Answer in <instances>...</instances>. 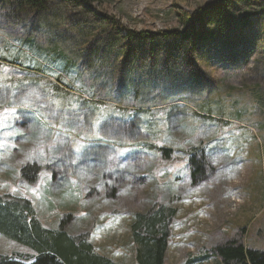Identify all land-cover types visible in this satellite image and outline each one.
<instances>
[{"label": "rangeland", "instance_id": "1", "mask_svg": "<svg viewBox=\"0 0 264 264\" xmlns=\"http://www.w3.org/2000/svg\"><path fill=\"white\" fill-rule=\"evenodd\" d=\"M216 1L45 0L28 15L0 0V57L23 67L0 64V196L31 201L48 230L90 234L115 264H134L131 225L158 202L176 211L167 264H220L213 250L231 240L264 251V24L207 52L192 35ZM204 100L231 119L196 113ZM13 254L32 252L0 235Z\"/></svg>", "mask_w": 264, "mask_h": 264}, {"label": "trees", "instance_id": "2", "mask_svg": "<svg viewBox=\"0 0 264 264\" xmlns=\"http://www.w3.org/2000/svg\"><path fill=\"white\" fill-rule=\"evenodd\" d=\"M4 1L6 4L9 1L12 2L11 4L15 8L17 7L20 11L22 9L28 15L40 13V8L47 2L45 0H15V3L14 0ZM262 12H264V2L260 3L258 0H218L213 5L208 6L200 15L201 27L192 36H195V42L203 43L206 45L207 52H211L216 47L213 44L216 36L225 39V42H229L232 38H239L245 31L244 29L251 23L252 17L262 19L264 24V15L258 16V13ZM82 26L88 27L90 25ZM214 30L216 31L214 32ZM171 37V44L177 46L178 50L184 49L186 52L182 40H186L187 36L184 35L180 38L174 33ZM111 40V44L119 43L118 35H113ZM235 44L238 45L237 41L225 45L233 46ZM196 46L195 44L193 48L195 52L197 50ZM117 52L120 54L117 57L119 60L124 50H117ZM62 58L65 61V68L68 69L72 60L64 55H62ZM128 59L129 56L126 60ZM20 61V57L12 59L9 56L0 57V64L23 68ZM194 72L190 71L186 74L180 71L177 77L179 83H190L189 79ZM36 74L45 75L41 68H36ZM197 79L202 82L200 78ZM56 80L58 83L63 82V75H58ZM55 86L53 88L54 94L62 98L63 94L58 92ZM169 101H164V103ZM204 103V105L198 107L196 113L210 117L218 116L222 120L231 119L228 114L227 117L212 114L209 108L212 102L206 104L204 100ZM116 104L117 106L121 105L120 103ZM185 104L190 106V101L185 100ZM124 108L130 109L128 107ZM130 142H137V139ZM159 152L164 157H169L170 151L168 149L160 148ZM190 157L192 174L193 177H196L201 173L199 155L195 150H192L190 151ZM37 171H39V167L29 164L22 169V176L27 182L33 183ZM175 217V210L167 208L159 202L155 203L148 212L135 216L131 225V234L135 246L136 264L165 263L171 237L170 227ZM64 222L65 220L61 222L59 229L48 230L38 220L36 210L29 200L12 195H1L0 235L28 249L32 252V255H0V264H113L109 258L97 252L91 243L90 234L72 236L67 233ZM213 255L219 258L222 264H264V251L246 248L238 240H231L216 247L213 250ZM205 258H210V256L205 255L200 260Z\"/></svg>", "mask_w": 264, "mask_h": 264}, {"label": "crops", "instance_id": "3", "mask_svg": "<svg viewBox=\"0 0 264 264\" xmlns=\"http://www.w3.org/2000/svg\"><path fill=\"white\" fill-rule=\"evenodd\" d=\"M170 244V243H169ZM134 245V244H133ZM133 248H135V246L133 247ZM169 249V248H168ZM133 253V260H134V264H136V260H135V256H134V252H132ZM167 254H168V251H167ZM167 254H166V259H165V263L164 264H167L166 263V261H167ZM108 258V257H107ZM207 259H209V258H205L204 260H207ZM111 260V259H110ZM220 260V259H219ZM112 261V260H111ZM201 261H203V260H201ZM113 262V261H112ZM113 264H115L114 262H113ZM220 264H222V262H221V260H220Z\"/></svg>", "mask_w": 264, "mask_h": 264}, {"label": "bare ground", "instance_id": "4", "mask_svg": "<svg viewBox=\"0 0 264 264\" xmlns=\"http://www.w3.org/2000/svg\"><path fill=\"white\" fill-rule=\"evenodd\" d=\"M74 5V4H73ZM66 87V86H65ZM88 123V122H87Z\"/></svg>", "mask_w": 264, "mask_h": 264}]
</instances>
